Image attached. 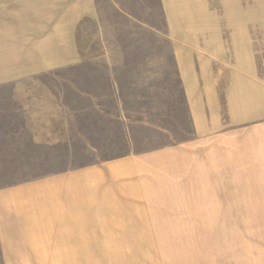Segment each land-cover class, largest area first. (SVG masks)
Wrapping results in <instances>:
<instances>
[{
    "label": "crops",
    "instance_id": "obj_1",
    "mask_svg": "<svg viewBox=\"0 0 264 264\" xmlns=\"http://www.w3.org/2000/svg\"><path fill=\"white\" fill-rule=\"evenodd\" d=\"M39 3L0 28V86L14 84L0 88V177L29 178L0 188L2 249L31 264H107L122 256L104 253L105 223L91 218L131 208L154 163L217 145L213 59L186 0ZM171 53L192 131L181 143L170 140Z\"/></svg>",
    "mask_w": 264,
    "mask_h": 264
},
{
    "label": "rangeland",
    "instance_id": "obj_2",
    "mask_svg": "<svg viewBox=\"0 0 264 264\" xmlns=\"http://www.w3.org/2000/svg\"><path fill=\"white\" fill-rule=\"evenodd\" d=\"M35 1L0 0V28L9 26L7 11L41 10L40 0ZM185 4L186 14H193V26L200 29L193 38L202 49L210 48L205 54L213 59L215 81L210 84L217 88V145L208 154H195L191 148L171 156L175 159L168 169L162 162L154 163L152 186L143 187L136 203L123 204L131 208L106 210V218L95 216L91 221L105 223V241L100 243L108 248L104 253L122 256L107 264H264V0ZM29 19L35 17L25 18ZM186 21L189 24L188 17ZM215 26L218 32L212 33ZM26 32L25 28L24 36ZM173 63L171 53L170 140L181 143L192 138V131L183 127L189 120L187 105L178 82L172 81ZM3 86L12 89L14 84ZM152 147L157 148L154 144L138 149ZM78 159L75 165L84 163L81 155ZM26 180L1 176L0 188ZM2 235L0 231V264H31L15 252L5 257ZM70 261L35 259L37 264Z\"/></svg>",
    "mask_w": 264,
    "mask_h": 264
},
{
    "label": "bare ground",
    "instance_id": "obj_3",
    "mask_svg": "<svg viewBox=\"0 0 264 264\" xmlns=\"http://www.w3.org/2000/svg\"><path fill=\"white\" fill-rule=\"evenodd\" d=\"M131 250H133V249H131Z\"/></svg>",
    "mask_w": 264,
    "mask_h": 264
}]
</instances>
